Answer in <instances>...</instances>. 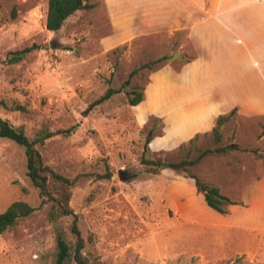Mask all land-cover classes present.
<instances>
[{"label": "rangeland", "instance_id": "rangeland-1", "mask_svg": "<svg viewBox=\"0 0 264 264\" xmlns=\"http://www.w3.org/2000/svg\"><path fill=\"white\" fill-rule=\"evenodd\" d=\"M47 3L0 0V117L30 141L70 129L35 148L45 166L74 180L69 206L90 264H264V231L242 226L230 207L225 215L211 210L183 173L150 175L140 164L153 117L162 127L150 138L147 158L193 160L206 149L236 145L239 150L209 154L191 170L243 206L242 191L264 174V159L251 152L264 154V120L236 109L215 142L218 116L171 107L173 96L157 107V71L130 76L141 63L171 51L190 58L194 51L184 34L121 41L101 0L50 33ZM29 47L23 59L9 62ZM181 62L172 58L168 66L177 72ZM136 86L143 88V101L129 106L127 95ZM108 88L120 92L96 104ZM15 201L38 207L40 198L26 176L23 147L0 138V213ZM50 209L44 205L0 235V264H55L57 238L74 244L73 217L52 220Z\"/></svg>", "mask_w": 264, "mask_h": 264}, {"label": "crops", "instance_id": "crops-1", "mask_svg": "<svg viewBox=\"0 0 264 264\" xmlns=\"http://www.w3.org/2000/svg\"><path fill=\"white\" fill-rule=\"evenodd\" d=\"M101 2L121 41L183 32L191 44L192 61L177 72L168 65L157 71V107L164 96H173L171 107L181 111L216 117L237 109L264 120V0ZM242 201L229 206L235 219L264 231V174L244 188Z\"/></svg>", "mask_w": 264, "mask_h": 264}, {"label": "trees", "instance_id": "trees-1", "mask_svg": "<svg viewBox=\"0 0 264 264\" xmlns=\"http://www.w3.org/2000/svg\"><path fill=\"white\" fill-rule=\"evenodd\" d=\"M92 0H48L45 28L50 33L58 32L63 26L64 22L72 16L74 13L82 10H90L94 7ZM184 34L178 32L175 34ZM186 36V35H185ZM34 47L24 48L21 51L13 53L9 62H18L23 57L33 50ZM183 54L176 51H171L161 57L151 60L145 63H141L137 68L133 69L130 76H134L141 71L147 70L149 72H156L165 65H169L171 59L176 58L182 61L181 66L189 63L195 58L193 54L185 61L182 60ZM119 89L108 88L105 93L100 96L96 104H100L106 100H109L113 95L118 94ZM144 94L141 86H136L127 95V103L129 106H137L143 101ZM236 114V109H232L226 115H219L216 118L215 125L211 130V134L214 137L215 142L221 140L220 128L228 122ZM151 127L149 128L147 137L143 146V154L140 158V164L143 166L144 172L150 175H159L164 169L171 170L174 173H183L187 178L192 179L196 192L201 194L205 204L214 212L220 215L228 213V207L231 205H237L239 203L231 201L228 197L223 195L220 190L213 185L203 182L191 168L197 164L203 157L209 154H224L228 150H239L236 145H228L225 147H216L213 150L206 149L199 152L196 159H183L178 162H170L163 160H156L145 157V154L149 153L148 144L150 138L154 135V132L162 127V121L158 118H151ZM70 129L59 130L56 132H43L34 141L28 140L24 132L21 129L13 128L9 123L0 117V138L8 139L13 143L23 147L24 155L26 158V176L30 180L32 186L37 190L40 198L38 207H32L25 202L15 201L11 203L3 212L0 213V235L9 228L16 226L22 219L28 217L36 210L42 208L44 205H50V219H58L59 217L72 216L73 222L71 225V233L75 236V242L72 246L61 238H57L56 246L57 253L55 264H64L67 260H72L74 264H90L88 259L82 254L84 248V241L80 236V232L77 226V218L69 206L71 192L74 180H70L53 170L45 166L42 162V158L38 150L35 148V144H42L45 140L57 136H68ZM195 135L194 138H196ZM251 152L264 159V154H260L256 149H252Z\"/></svg>", "mask_w": 264, "mask_h": 264}]
</instances>
